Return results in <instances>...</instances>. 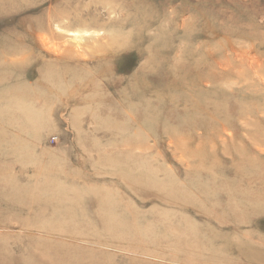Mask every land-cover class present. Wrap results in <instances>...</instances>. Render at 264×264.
I'll return each instance as SVG.
<instances>
[{
    "label": "rangeland",
    "instance_id": "374dc122",
    "mask_svg": "<svg viewBox=\"0 0 264 264\" xmlns=\"http://www.w3.org/2000/svg\"><path fill=\"white\" fill-rule=\"evenodd\" d=\"M0 264H264V0L0 1Z\"/></svg>",
    "mask_w": 264,
    "mask_h": 264
},
{
    "label": "bare ground",
    "instance_id": "6f19581e",
    "mask_svg": "<svg viewBox=\"0 0 264 264\" xmlns=\"http://www.w3.org/2000/svg\"><path fill=\"white\" fill-rule=\"evenodd\" d=\"M0 1H2V0H0ZM110 12L111 11H105V13L108 15H110ZM115 12L116 11H113V14ZM70 14L71 13H69V12H68V14H64L63 12H60V11H49L47 16H46V20H47L46 24L47 25H45V26L50 29V25L52 24L56 27V29L58 31H60V32L62 31L63 33L70 35L71 36L70 39L72 40V42L75 41L74 45H77L76 49H75V54L80 56V57L83 56L82 59H84L85 56L88 55V52L86 54L85 53L82 54L81 51H79L80 47H82V45H81L82 43H80V42H82L83 40L89 39L93 43L92 46L89 47L90 49L93 50L92 53L91 52L89 53L91 55L92 60H94L96 57H98V56L94 55V51L99 52V53H101V52L105 53V51H107L106 50L107 48H109V47L112 48V46H114V44H116L115 38L117 37L118 34L112 33L110 38H108V36H107V40L103 41V39L106 37V35L100 36V35L104 34L103 28H101V27L96 28V25L98 24L97 21L102 17V14H100V11H98V12L97 11H94V12L93 11H86L83 13V15H81V17H78V18H75L74 16H70ZM72 14H73V12H72ZM60 19L66 21L65 27H63V26L60 27V25L58 24ZM107 19H109V18H107ZM111 24H113V23L111 22ZM114 24H115V22H114ZM45 26H44L43 22L38 23L36 25H32L28 28L29 29L28 33L34 34V32H36L40 29H43ZM89 27H91V29H89ZM26 32H27V30H26ZM52 33L56 34L58 36L61 35L60 33H57L56 31H52ZM66 34H64V35H66ZM86 37H89V38H86ZM37 38L40 39L42 44H47V38L48 37L46 36V34L37 33ZM63 43H64V46L66 47L65 42H62V45H63ZM79 43H80V47H79ZM118 43H120V42H118ZM54 46L58 47L59 45H57L55 43ZM120 47H121V45H120ZM99 49H101V50H99ZM47 50H48V53H57V48H47ZM104 53H102V54H104Z\"/></svg>",
    "mask_w": 264,
    "mask_h": 264
}]
</instances>
